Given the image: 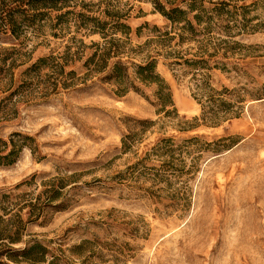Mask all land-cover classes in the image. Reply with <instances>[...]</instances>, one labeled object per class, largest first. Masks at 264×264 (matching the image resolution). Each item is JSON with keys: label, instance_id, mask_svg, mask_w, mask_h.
I'll list each match as a JSON object with an SVG mask.
<instances>
[{"label": "rangeland", "instance_id": "rangeland-1", "mask_svg": "<svg viewBox=\"0 0 264 264\" xmlns=\"http://www.w3.org/2000/svg\"><path fill=\"white\" fill-rule=\"evenodd\" d=\"M12 144L0 264H264V0H0Z\"/></svg>", "mask_w": 264, "mask_h": 264}, {"label": "trees", "instance_id": "trees-1", "mask_svg": "<svg viewBox=\"0 0 264 264\" xmlns=\"http://www.w3.org/2000/svg\"><path fill=\"white\" fill-rule=\"evenodd\" d=\"M141 70H143V68H141ZM28 138L29 137H24L21 144L26 143ZM21 144L18 146L16 144H12L10 148L8 147V145H0V164L11 163L14 160L15 155L19 151V147H21Z\"/></svg>", "mask_w": 264, "mask_h": 264}]
</instances>
